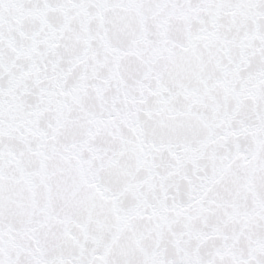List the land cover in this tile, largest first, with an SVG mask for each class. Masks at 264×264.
<instances>
[{"label": "snow or ice", "instance_id": "snow-or-ice-1", "mask_svg": "<svg viewBox=\"0 0 264 264\" xmlns=\"http://www.w3.org/2000/svg\"><path fill=\"white\" fill-rule=\"evenodd\" d=\"M0 264H264V0H0Z\"/></svg>", "mask_w": 264, "mask_h": 264}]
</instances>
